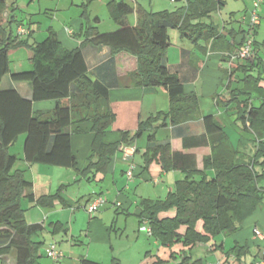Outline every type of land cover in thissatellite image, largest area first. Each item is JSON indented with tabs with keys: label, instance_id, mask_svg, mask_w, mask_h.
<instances>
[{
	"label": "trees",
	"instance_id": "obj_1",
	"mask_svg": "<svg viewBox=\"0 0 264 264\" xmlns=\"http://www.w3.org/2000/svg\"><path fill=\"white\" fill-rule=\"evenodd\" d=\"M8 1L0 0V262L14 252L15 264H41L38 253L44 241L36 237H40L44 225L28 223L23 200L53 207L65 188L62 185L53 194L35 197L26 169L16 168L20 158L11 153L12 146L25 135L23 156L27 163L77 169L72 137L82 133L83 122L91 121L95 136L86 163L80 169L88 180L107 172L122 142L136 141L145 131L150 133L143 153V170L157 164L163 171L185 173L164 200L142 199L140 218L141 222L148 220L151 236L162 246L180 245L179 257L172 252L169 260L157 258L156 264H203L202 260L192 261L193 247L200 243L216 246L218 236L238 232L245 220L264 205V103L252 105L249 95L232 89L230 83L217 96L218 106L234 105L236 121L253 135L251 143L255 144V150L249 157L243 152L248 143L241 140V144L234 145L214 115L203 117V132L173 138L181 140L182 149L173 147V139L158 143L153 128L157 120H162L164 126L168 120L171 125L195 120L200 111L198 95L187 92L184 80L166 64L171 45L169 29H178L182 38L194 44L213 39L216 47L225 36L212 20V14L222 10L226 0L188 1L175 10L162 11H152L141 4L135 7L125 0H109V10L120 28L101 33L85 10V40L74 50L63 46L52 27L47 29L43 40L33 43L21 35L14 36L8 28L10 14L7 21L3 19L5 11L14 7ZM135 12L137 24L130 27L127 18ZM99 20L96 16L95 21ZM87 45L108 49L116 75H129L136 86L146 89L163 87L170 97L169 110L146 121L140 120L138 113L136 131L130 138L131 129L119 125L124 114L121 107L110 102L108 87L88 75L83 51ZM23 46L29 49L31 68L11 73V78L30 83L32 99L23 98L15 89L1 87L4 76L10 73V53ZM244 60L247 59L232 61L231 70L226 69L225 74L231 78L242 70L243 80L254 78L258 83L263 70L256 77L247 72L260 62L254 59L251 65L248 62L241 65ZM46 100L56 102L53 111H34V102ZM112 128L117 130L120 140L106 143L105 134ZM203 147L210 153L202 157L200 164L197 153L189 151ZM81 264L103 263L83 258ZM113 264L120 262L115 259Z\"/></svg>",
	"mask_w": 264,
	"mask_h": 264
},
{
	"label": "crops",
	"instance_id": "obj_2",
	"mask_svg": "<svg viewBox=\"0 0 264 264\" xmlns=\"http://www.w3.org/2000/svg\"><path fill=\"white\" fill-rule=\"evenodd\" d=\"M188 1L194 0H185L184 4ZM133 2L135 7L138 4L143 5L138 0H133ZM237 8L224 19L220 32L225 39L216 47L213 46V39L208 42L200 40L198 44L192 43L191 46L182 45L173 59L166 55L167 66L184 80L185 90L198 95L200 111L195 120L183 124L171 125L168 120L165 124L167 128H170L169 131L166 130L168 136L162 140L156 138L158 143L172 140L176 136L201 133L203 132V117L214 115L225 127L232 143L238 146L243 140L248 143L244 146L243 152L248 157L253 154L255 144L251 143V140L254 137L249 131L243 129L240 122L236 121L234 105L229 107L217 105V96L226 91L228 83L232 89H240L249 95L252 105L259 106L264 103V73L258 83L254 78L248 82L243 80L244 71L242 70L236 71L231 78L225 74L226 69L231 70V56L243 48L249 37L256 42V45L253 55L242 61L241 65L247 62L251 65L255 59V62H260V65L248 68L247 73L256 77L259 70L264 72V0H241ZM254 11L257 15V22L252 24ZM127 24L130 27L136 26V12L128 16ZM116 25L120 28L117 23ZM84 27L85 20L76 18L72 19L68 25H63L58 29L52 28L57 32L63 46L74 50L81 47L85 40ZM21 30L24 31V35L28 34L24 26L19 25L18 33L22 34ZM32 31L34 28L31 29ZM227 44H229L228 47ZM200 45L204 48H200ZM83 51L89 77L105 84L109 89L110 102L122 108L124 116L120 119L119 125L131 129L130 138L136 131L138 113L140 120L143 121L156 112L169 110L170 97L163 87L146 89L136 86L129 75H116L115 64L107 48L87 45L83 47ZM30 68L22 70L10 68L8 77L10 83L3 89H15L23 98L32 99L31 84L15 82L11 78V73ZM5 78L6 76L2 84ZM246 97H240V99ZM55 107L54 100L33 104L34 111H53ZM80 127L83 130L82 133H76L72 137V148L78 163L77 169L46 164V167H39V169H45L43 170L46 173L45 179L37 176L35 164L27 163L23 154H17L25 164L26 178L33 183L35 197L53 194L60 186L65 185L60 194L61 198L55 201L53 207L45 208L37 205L35 201L31 202L26 198L23 200L27 209L28 223L44 225L40 237H36L44 241L38 253L41 264H54V261L45 254L46 247L52 243H56L57 248L64 254L59 264H81L83 258L103 264H113L115 259H118L120 264H156L157 258L169 260L172 252L179 257L177 252L180 245L172 248L164 247L147 232L145 236L140 234L142 232L139 228L141 227L139 204L144 198L157 200L172 191L175 182L183 178L185 173L180 170L163 171L157 164H152L147 170H143L141 166L143 151L140 146L142 144L139 143L141 137H139L136 140L138 150L134 156L137 167L132 179L127 178L128 163L124 160L122 152L118 151L113 155L105 174L99 173L88 180L80 174V169L86 163L95 134L91 121L83 122ZM18 140H22L21 136ZM24 140L25 135H23L22 145H24ZM119 140L120 135L114 128L107 131L104 137L106 143ZM172 144L175 149H182L180 139H173ZM189 152L197 153L201 164L202 157L209 154L210 150L203 147ZM144 180L151 181L154 189H149L147 185L142 186ZM155 180L158 182L155 183ZM86 190L88 193L85 194ZM96 195H103L106 203L101 206L97 214H91L86 207ZM242 247L247 251L239 250ZM13 254L16 263L14 252L6 257L13 256ZM191 257L192 261L202 260L203 264L218 260L225 264H253L255 261L264 263V205L257 208L254 214L245 220L238 232L218 236L216 246L200 243L193 247ZM2 261L3 264L8 262L6 259Z\"/></svg>",
	"mask_w": 264,
	"mask_h": 264
},
{
	"label": "rangeland",
	"instance_id": "obj_3",
	"mask_svg": "<svg viewBox=\"0 0 264 264\" xmlns=\"http://www.w3.org/2000/svg\"><path fill=\"white\" fill-rule=\"evenodd\" d=\"M126 1L134 4L133 0ZM108 2L109 0H9L8 4H12L14 7L5 11L3 19L7 21L10 14L11 18L9 17V19L11 23H9L8 28L12 29L13 35L19 36L20 33H18V26H24L28 34L24 35L23 32L22 34H20L21 38H29L30 43H33L34 41H40L41 39L45 38L47 35V29L51 26L58 29L63 25H68L72 19L76 18H83L86 21L87 18L83 17V13L86 10L95 26L100 28L99 31L105 33L118 28L109 10ZM240 2L241 0H227V6L225 7V9L212 14V20L219 26L220 30H222L224 19L228 17L232 10L238 9L237 7ZM83 3H86L87 6L85 7ZM140 3H142L149 10L162 11L175 10L179 6L183 5L185 3V0H178L175 2L173 0H140ZM96 16H99V21H95ZM33 28L34 31L31 32V29L33 30ZM169 36L171 45L167 50V55L172 57V59L175 53H178V50L182 45H192L191 41L182 38V34L178 29H169ZM9 56L10 68L12 70H22L30 68V52L27 47L23 46L15 49L10 53ZM9 75L10 73L6 75V78L1 86L2 88H6L10 83V78H8ZM154 114H158V112ZM152 115H150L149 117H151ZM148 118L144 119V121H146ZM162 123V120L155 121L153 128L156 130V138L159 140L166 138V136H168L166 135L168 134L166 133V130L169 131L170 129L162 125ZM149 133V131H145L143 135H141V140L139 141V143L142 144L140 146L143 153L147 149V145H145V143L148 139ZM21 139L22 140H18L12 146L10 150L11 153L23 154V135L21 136ZM138 159L139 161L141 160L140 157ZM35 165V172L37 173V176H41V178L46 179V173L43 172V170L45 169H39V167H46V164ZM16 168L25 169L24 162L18 160V162L16 163ZM142 183V186L147 185L149 189H154V184L151 181L144 180ZM86 193H88L87 190L85 191V194ZM167 194L168 193L164 194L160 199L164 200L167 197ZM139 228L141 230V227ZM141 232L142 233L140 234L142 236H145L147 234L146 231L141 230ZM139 244L141 245V242ZM5 259L8 261L7 264L15 263L14 254L10 257L5 256Z\"/></svg>",
	"mask_w": 264,
	"mask_h": 264
},
{
	"label": "built area",
	"instance_id": "obj_4",
	"mask_svg": "<svg viewBox=\"0 0 264 264\" xmlns=\"http://www.w3.org/2000/svg\"><path fill=\"white\" fill-rule=\"evenodd\" d=\"M257 6H258V2L256 3V7ZM256 22H257V15L256 12L254 11L252 17V24ZM20 32L23 33L24 31L21 30ZM253 42H254L253 39L250 37L246 39L243 48L237 51L236 53H234L231 56V60L235 61L237 59H249L254 52ZM137 150L138 147L136 141L122 142L118 148V151L122 152L124 160L128 163V168L126 170V175L128 179H132L135 175V170L137 165L134 161V156ZM154 182L157 183L158 181L155 180ZM105 203H106V199L103 195H96L94 199L90 203H88L86 208L91 214H97L101 206L104 205ZM141 230L146 231L149 235H152V230L148 223V220L145 219L142 220ZM45 254L54 261V264H59L60 261L64 258L63 252L57 248L56 243H52L48 245L45 249ZM208 264H225V263L218 260L215 262H209ZM253 264H264V263L262 261H255Z\"/></svg>",
	"mask_w": 264,
	"mask_h": 264
}]
</instances>
